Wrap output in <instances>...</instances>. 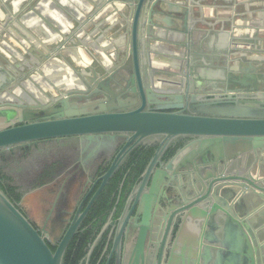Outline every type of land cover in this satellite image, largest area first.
Wrapping results in <instances>:
<instances>
[{"label":"water","instance_id":"1","mask_svg":"<svg viewBox=\"0 0 264 264\" xmlns=\"http://www.w3.org/2000/svg\"><path fill=\"white\" fill-rule=\"evenodd\" d=\"M168 1L77 0L87 15L64 3L78 24L74 33L64 36L65 41L75 42L76 35L82 34L83 25L94 14L113 9L126 16L121 22L125 44L110 46L108 55L80 64V69L68 79L61 77L63 71L72 70L60 57L70 55L76 60L77 53L57 43L59 35L41 38L33 44L21 43L23 49L16 52L19 60L10 61L14 65L0 64V150L50 137L131 135L137 142L159 137L161 144L152 167L170 143L192 138L166 166V169L175 166L176 172L186 171L189 176L193 170L187 188L190 191L193 182L195 188L201 185L203 190L195 191L191 197L189 222H193L190 226L194 231L189 233L184 226L176 239L171 262L264 264V245L259 240L264 230L261 228L254 234L246 220L233 223L235 217L232 220L231 216L233 208L245 206L246 203H239L245 196L253 195L248 204L256 210L257 218H264V178L254 177L241 164L240 169H232L250 155L261 159L264 153V61L250 65V70L245 72L227 61L222 65L225 75L220 74L225 73L223 68L220 73L207 74L204 68L209 63L199 59L200 65L194 58L205 52L203 45L194 48L192 37L196 34L198 39L200 35L215 32L217 25H221L223 34L227 22L231 32L223 35H233L239 26L233 19L236 6L231 19L216 18L210 22L199 1L181 0L175 7H184L177 11L182 13L179 36L187 50L176 77L168 81L169 86L163 85L166 81L156 83L159 66L153 41L162 38L158 14L170 11ZM194 5L198 7L195 18ZM247 11L250 6L249 9L246 6ZM263 16L264 11L260 12V17ZM0 17L4 18L0 33L7 34L12 17L1 10ZM25 67L31 80L25 77V82L19 84L16 78ZM228 81L235 83L236 88L226 87ZM39 88L61 89L65 93L45 105L39 103L43 94ZM101 91L107 93L104 98L88 102L72 100L90 98ZM219 211L226 214L223 225L216 219ZM74 231L75 227L53 251L45 236L0 186V264H64L65 250ZM248 232L253 233V240ZM251 241L255 242V248Z\"/></svg>","mask_w":264,"mask_h":264},{"label":"flooded vegetation","instance_id":"2","mask_svg":"<svg viewBox=\"0 0 264 264\" xmlns=\"http://www.w3.org/2000/svg\"><path fill=\"white\" fill-rule=\"evenodd\" d=\"M25 77L31 80L27 67L16 81L22 84ZM45 80L49 81L48 77ZM227 86L236 88L231 81ZM136 87L139 91L137 82ZM39 89L43 91L39 103L45 105L65 93ZM105 94L101 91L90 98L72 100L94 101ZM190 140L170 143L152 167L161 144L159 137L137 142L131 135L113 138L98 134L32 141L0 150V184L53 251L75 227L64 264H176L171 257L179 233L184 226L187 232L194 231L190 226L193 222H189L191 197L203 190L201 185L195 188L193 182L188 190L186 182L193 177V170L189 176L186 171L176 172L175 166H166ZM263 160V154L261 159L250 155L232 169H240L241 164L254 177L264 178ZM252 198L245 196L239 202L245 206L233 208L235 220L231 221L244 219L258 234L257 212L248 204ZM224 215L220 212L216 218L222 225ZM204 222L202 219L200 223ZM248 234L253 240V233Z\"/></svg>","mask_w":264,"mask_h":264},{"label":"crops","instance_id":"3","mask_svg":"<svg viewBox=\"0 0 264 264\" xmlns=\"http://www.w3.org/2000/svg\"><path fill=\"white\" fill-rule=\"evenodd\" d=\"M178 1L181 0L166 2L171 8L170 11L158 14L160 18L158 30L162 38L153 41L157 45L156 51L158 52L155 61L159 69L156 75L161 81H166L163 83L165 87L169 86L168 81L176 77L179 72L181 58L185 52V47L179 36L182 32L180 29L182 13L177 11L178 9L183 10L184 7H175ZM197 1L204 6L205 18L210 22L216 18L219 20L231 19L235 15L233 7L236 6V15L233 19L239 25L235 28L234 34L230 36L231 30H229L230 23L228 22L225 23L227 30L224 31V33H229L228 35H223L224 33L220 32L221 25H217L216 29L214 28L215 32L200 35L198 39L194 36L196 34L193 35L194 48H198L199 44H202L205 50L202 55H195L194 58L199 61L198 64L200 65L202 62L200 63L201 60L199 59H205L209 63L208 67L204 68L207 70V74L225 71L222 65L227 61L237 68L242 67L244 72L250 70V65L264 61V16L260 17V12L264 11V0ZM76 2L77 0H0V10L12 17L8 22L11 27L9 33H0V64L19 60L16 52H21L23 49L21 43L23 42L33 44L34 41H39L41 38L59 35L56 42L64 44V49L75 50L77 53L75 54L76 60L70 55L60 57L61 61L72 70L70 73L64 69L61 77L65 76L69 79L73 72L80 69V64L87 63L88 60L97 61L98 58L108 55L107 48L110 46L116 47L120 46L118 44H122V46L125 44L124 27L121 22L126 16H123L120 11L118 13L113 11V9L101 10L94 14L90 21L83 25L82 34L76 35L75 42L65 41L64 36L67 37L68 33H74L78 24L64 3L75 6L80 13L87 15ZM259 4L263 6L260 7ZM30 5L32 8L29 9ZM246 6L248 9L250 6V11L246 12ZM193 10V17L195 18L198 16L197 5H194ZM3 19L0 17V24L3 23ZM198 27H200L199 24ZM52 30L55 32L53 33ZM83 41H85L84 45L81 44ZM220 74L225 75L226 71ZM256 220L259 223L256 230L261 228L264 230V218L258 217ZM260 244L264 245V237ZM210 246L213 249L216 247L214 244Z\"/></svg>","mask_w":264,"mask_h":264},{"label":"trees","instance_id":"4","mask_svg":"<svg viewBox=\"0 0 264 264\" xmlns=\"http://www.w3.org/2000/svg\"><path fill=\"white\" fill-rule=\"evenodd\" d=\"M1 188L6 192V194L8 195L6 189L2 186V184H0ZM11 190H14L13 188ZM9 196V195H8Z\"/></svg>","mask_w":264,"mask_h":264}]
</instances>
